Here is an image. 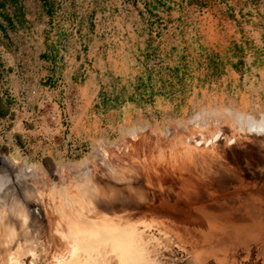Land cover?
I'll list each match as a JSON object with an SVG mask.
<instances>
[{
  "label": "rangeland",
  "instance_id": "374dc122",
  "mask_svg": "<svg viewBox=\"0 0 264 264\" xmlns=\"http://www.w3.org/2000/svg\"><path fill=\"white\" fill-rule=\"evenodd\" d=\"M8 33L13 38H1L0 51L21 47L28 35L74 36L102 72L85 106L75 90L57 92L61 84L43 81L48 89L34 111L24 106L23 125L0 120V179L11 178L0 190V219L18 218L21 237L35 219L24 220L25 212L90 219L96 212L88 200L103 196L123 211L142 209L137 222L157 220L144 210L162 203L161 195L170 206L204 208L214 235L233 228L234 215L256 220L252 202L264 204V187H211L204 178L210 162H226L218 137L244 149L252 140L248 123L263 121L264 0H0V37ZM11 99H0V115L13 113ZM100 208L99 216H108ZM202 223L194 236L174 230L181 236L172 247L175 264H244L257 251L253 264H264V245H238L237 225L229 245H202V233L210 232Z\"/></svg>",
  "mask_w": 264,
  "mask_h": 264
},
{
  "label": "bare ground",
  "instance_id": "6f19581e",
  "mask_svg": "<svg viewBox=\"0 0 264 264\" xmlns=\"http://www.w3.org/2000/svg\"><path fill=\"white\" fill-rule=\"evenodd\" d=\"M247 127L249 128L246 129L245 127V129L250 130L247 133L252 135V140L250 141L251 144L244 149H241L239 146L225 147L222 145L223 142L218 140V137L217 142H219L218 146H220L218 155L225 154L226 162L219 163L215 161L210 162L206 166L209 174L204 179L209 180L205 182L208 186L212 187L214 185L215 187L226 188L230 182V184L235 183L236 187L240 189L243 186L244 188L249 187L252 181H258V183L260 182V184L264 185V118L261 123L250 121ZM98 155L100 159L105 157L99 148ZM2 160L8 167L13 165L9 164L5 159ZM202 160L205 159L202 158ZM10 184V177L7 176L6 178L0 179V190H3L4 187ZM247 194L245 195L246 197ZM249 196L251 197V195ZM160 198L163 200L162 203L154 200L153 203H156L154 207L144 210V214L148 217L157 219L148 222L147 220L137 222V219L133 217L135 215L142 217V209L137 208L138 206L135 208L126 207L129 211H123L125 210L124 208L120 207L118 209L115 206L107 205L106 196L101 197L100 201L90 197L91 200H88L89 206L91 205L96 212L95 217H91L90 219H84V215H79V213L71 217L62 215L57 218H53L52 216L49 218L47 214H40L34 217L28 212H25V216H22L24 220L29 218L33 221L35 219L34 223H32L31 230L25 232L24 237L20 235L21 230L19 228L18 218L15 217L12 220L7 215L3 216L0 219V264H103L105 256H108L107 259L109 260L110 258L112 263L110 260H106L104 264H175L176 262L172 256L174 251L172 249L173 244L179 243V238L186 231L188 233L192 232V236H194L197 230L196 228H199L198 222L202 220V230L210 231L202 233L208 234L199 239L202 240V245L206 242L209 245L215 242H221V245H229L231 236L239 235L238 231L233 233L236 225L241 228L240 230L243 235V239L238 242V245H243V248H250L257 245L261 248V245H264V204L260 205L257 203L262 201L261 199H254L255 202H252L258 205L260 212L258 211L259 209H252L250 207L252 213L257 216L255 221L251 222L241 218L239 214L234 215V218L237 217L234 219L236 225L233 228L228 227V229L225 231L222 230V232L217 231L218 235H214L215 232L213 231L215 229L212 225L213 223L202 219V217H206L204 216L206 215V212L203 210L204 208H196L195 211L198 213L191 212L183 204L170 206L171 204L166 202L164 195H161ZM102 202L108 208V216H99V210H102L100 207H105L101 205ZM241 202H245V200ZM211 208H217V206L214 205L209 209ZM222 208L224 209V207ZM211 211V214L214 213V210ZM194 214H198L201 217L195 216ZM238 217L242 219L239 222H237L239 220ZM207 218L210 221L212 219L209 215ZM191 222H193V226L196 223L198 225L193 230L191 229ZM174 230L180 232L181 236ZM209 236L212 238L209 239ZM6 245L8 246L6 247ZM182 246L179 245V249ZM231 248L234 249V247ZM199 252L198 260L200 262L203 256V250L200 249ZM209 252L212 256H219L212 251ZM261 252L257 251L255 255L244 254L243 256L248 255L251 257L245 260L244 264L257 263V257L260 256ZM84 254L86 255L85 261V258L80 259L85 256ZM93 256L97 260L95 258L93 259ZM237 256H239L238 253H235L233 258H239ZM196 262L195 260L194 262L191 260L187 264H197ZM230 263L234 264L231 260Z\"/></svg>",
  "mask_w": 264,
  "mask_h": 264
},
{
  "label": "crops",
  "instance_id": "0c3cea01",
  "mask_svg": "<svg viewBox=\"0 0 264 264\" xmlns=\"http://www.w3.org/2000/svg\"><path fill=\"white\" fill-rule=\"evenodd\" d=\"M3 37L13 38L9 33L0 39ZM69 39L67 36H56L50 41L40 34H33L31 37L25 36L21 47L15 45L1 48L0 99L12 98L17 103L12 107L13 113L0 115V120L23 125L26 113L24 106L31 107V111H34L36 105L40 104L42 92L48 89L41 86L43 81L61 84L57 92L75 90L79 96L82 95L84 106L90 103L94 98L93 81L102 72L94 67L96 58L83 51L85 44L74 36H69ZM75 40L77 42H73ZM24 99L28 101V105L22 102ZM58 122L59 119L57 124ZM21 129V132H26L24 128ZM60 129L59 126L56 134H59ZM14 132L15 128L12 127L9 134L13 135Z\"/></svg>",
  "mask_w": 264,
  "mask_h": 264
},
{
  "label": "water",
  "instance_id": "95a60500",
  "mask_svg": "<svg viewBox=\"0 0 264 264\" xmlns=\"http://www.w3.org/2000/svg\"><path fill=\"white\" fill-rule=\"evenodd\" d=\"M250 183V182H249ZM262 185V184H261ZM260 185V183H254L253 181H252V183H250V185H249V187H252V188H256V186H260V187H264V185L263 186H261ZM244 187V186H243ZM238 187H236V189H237ZM196 216H198V215H196ZM199 217V216H198ZM203 219V218H202ZM205 220V219H204ZM218 226V225H217Z\"/></svg>",
  "mask_w": 264,
  "mask_h": 264
}]
</instances>
